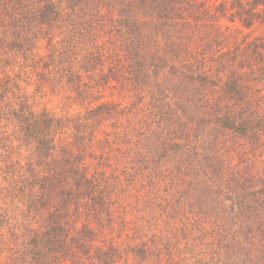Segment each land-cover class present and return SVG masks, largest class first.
I'll return each mask as SVG.
<instances>
[{
    "label": "trees",
    "instance_id": "1",
    "mask_svg": "<svg viewBox=\"0 0 264 264\" xmlns=\"http://www.w3.org/2000/svg\"><path fill=\"white\" fill-rule=\"evenodd\" d=\"M219 1L0 0V264H264V0Z\"/></svg>",
    "mask_w": 264,
    "mask_h": 264
},
{
    "label": "rangeland",
    "instance_id": "2",
    "mask_svg": "<svg viewBox=\"0 0 264 264\" xmlns=\"http://www.w3.org/2000/svg\"><path fill=\"white\" fill-rule=\"evenodd\" d=\"M205 2H206L205 3L206 7H208L211 10V12H215L217 5L220 3L219 0H211V1L205 0ZM227 15H228V19L221 20L222 25L225 27L229 26V27L239 28L240 24L238 23L237 20L234 22H230V18H229V16L231 15L230 11H228ZM252 30H254L253 34L264 32V26L257 25ZM252 30H246V33ZM3 49L2 50L0 49V56H3V58L0 57V61H2L0 63V71H2L3 73L1 76L6 75L8 73L11 74V72L14 71L18 67L20 62L22 61V58H20L19 55H16V56H14V54L6 55L7 53L5 51L3 52ZM28 75L29 77H27ZM30 75L31 74L29 71H23L20 73V76L23 77L24 79H27L26 80L27 82L21 83V86L19 88H20V91H23L24 93H26V95L29 98L30 103L33 106V109L38 111V109H41L42 107L43 108L47 107L53 110L54 112H56L57 114H61V115L64 113H68V112L77 113L81 111L82 107H80V105H72V103H70L69 100H62L57 94L53 95L52 92L50 91V88L47 86V84H45L44 89L42 91H41V88L38 91H34L35 85L33 84V81L35 78L34 77L31 78ZM112 99L120 102L119 101L120 98H117V96L112 97ZM14 129L15 128H13V126L11 127L10 124L0 121V160L18 161L19 159H21V157H24V154L26 153L22 145L18 141L15 142ZM106 129L108 130V128ZM263 173H264V168H263ZM2 174H5V173L2 172L0 174V186L8 185L9 179L4 178ZM121 209H123V206L118 205L117 211H120ZM135 217H137V214ZM115 226L117 227L118 224H116ZM109 237L112 239L113 234H110ZM208 242L211 244L209 247L211 249V252L212 253L216 252V248H217L216 243L211 240H208ZM194 244L203 246V244L201 243V239H199L198 242H194ZM186 247L187 246H182L179 249H176L174 256L172 257V260L177 261L180 264H185L186 261L184 258H182V256L183 254L184 255L186 254V252H184V249ZM187 250H188V247H187ZM189 253L191 252H188V254ZM212 257L215 259V257L217 256H215V254H212ZM64 264H67V263H64Z\"/></svg>",
    "mask_w": 264,
    "mask_h": 264
}]
</instances>
